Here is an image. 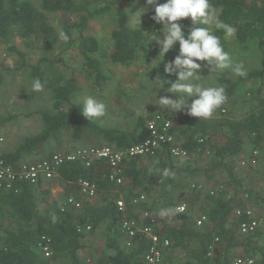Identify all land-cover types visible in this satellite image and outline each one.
Returning <instances> with one entry per match:
<instances>
[{"label": "trees", "instance_id": "trees-1", "mask_svg": "<svg viewBox=\"0 0 264 264\" xmlns=\"http://www.w3.org/2000/svg\"><path fill=\"white\" fill-rule=\"evenodd\" d=\"M210 3L219 18L236 29L232 41L240 45L252 42L261 55L260 66L244 77L239 76L232 86L244 80L264 79V0ZM144 6L146 0H0V44L16 58L9 70L28 73L33 82L39 79L52 93L50 108L39 111L41 128L1 151L6 165L19 170L25 162L51 156V141L56 148L63 146L66 138L83 141L65 149L74 151L96 136L102 141L98 146L123 150L148 136L144 117H138L131 131L101 125L97 119L87 120L81 111L83 101L76 99L82 90L78 77L74 71L60 67L64 63L63 53L74 48L89 87L100 88L109 79L99 58L101 41L88 30L93 20L112 13L115 27L110 32L111 62L129 67L140 60L148 66L146 74L150 80L166 75L163 64L174 59L179 45L164 60L158 56L159 44L152 40V30L158 24L151 18L154 9H145L148 19L139 26L129 21L128 8ZM179 23L185 33L192 26L190 18ZM61 32L67 35V41L60 38ZM213 32L227 51L230 41L223 30ZM54 50L59 52L53 57L41 54ZM211 72L207 67L203 70L205 75ZM170 79L174 81L176 76ZM7 120L0 116V130ZM171 132L187 156L172 157L164 147L153 156L125 158L119 175L121 182L108 178L111 169L105 159H94L88 165L80 160L66 161L51 179L40 178L32 183L16 177L9 186L0 188V264H89L82 261L79 251L83 239L101 226L104 244L94 264H141L149 239L138 231L132 244L126 246L120 227L123 214L141 224L144 211L156 215L180 200L186 205L199 202V211L206 221L197 227L192 208L187 206L176 215L177 222L153 226V233L169 241L163 264H209L211 260L232 264L239 254L252 255L258 264H264V220L254 233L239 236L237 224L246 217L234 212L258 203L254 208L264 218V96L240 118L222 114L206 120L196 118L184 124L172 123ZM217 135L222 138L220 144L213 143ZM246 145L258 150L257 163L235 165L234 158L247 155ZM204 154L210 156L208 165L201 169L193 165L192 157ZM165 169L174 175L164 176ZM216 171L224 177L215 179L212 175ZM198 175L212 180L214 188L206 184L191 188L189 180ZM53 179L60 182L62 191L48 201V186ZM83 180L95 186V195L79 207L66 203L69 195L80 201L79 182ZM118 200L125 205L124 213L117 208ZM39 202L46 206V211L39 209ZM215 237L219 242L210 257L209 247ZM40 244L48 247V256L42 253ZM237 248L242 253L237 254Z\"/></svg>", "mask_w": 264, "mask_h": 264}, {"label": "rangeland", "instance_id": "rangeland-1", "mask_svg": "<svg viewBox=\"0 0 264 264\" xmlns=\"http://www.w3.org/2000/svg\"><path fill=\"white\" fill-rule=\"evenodd\" d=\"M139 8L140 7L128 8L129 21L133 26H139L148 19L146 14H143L140 18L135 14ZM54 24L58 25L56 20L54 21ZM114 27V16L112 13H109L93 20L88 30L89 33L95 35L98 40L101 41L102 50L99 54V58L105 73L109 76V79L105 81L100 88L96 87L92 89L88 86V83L84 79L83 73L78 65L79 57L76 49L72 48L63 53L64 63L60 65L61 69L74 71L82 87V90L76 99L78 101H83L86 97L92 96L98 101L104 103L106 106V113L103 117L98 118L97 121L101 125L116 127L120 130L131 131L134 128L138 117L148 119L157 113L169 117L173 124H184L196 119L197 117L188 115L186 111L174 113L161 108L158 105V99L161 96H169L174 99L177 97L175 94L167 93L163 89L159 90L158 83L153 81L155 78L150 80L146 74L148 66L143 65L140 60L129 67H123L111 62L109 58L111 52L110 32ZM162 28V24H156L152 30V36H156V41L157 39L163 38ZM226 38L230 41L227 52L231 57L233 66L236 64H242L246 72L260 66L261 55L252 42L240 45L233 42L232 37ZM58 52L59 50H54L51 52H43L41 54L53 57ZM38 55L39 54H36V56ZM15 60L16 58L13 55L7 54L3 45L0 44V116L8 119L0 130V134L4 138L1 150L6 147L14 146L25 135L37 132L42 124L39 111L49 109L51 105L52 93L49 89L43 86L41 91H34L32 88L33 80L28 76V73L9 70V67L14 64ZM199 63L206 64V62ZM204 69L205 67L202 69L201 74L203 75L202 82L205 86H222L225 88L226 93H229L227 101L221 106L222 108L220 110L217 109L215 111L212 117L222 114L223 116L233 119L240 118L253 109L258 98L264 96V79H255L254 81L244 80L235 86H232L236 83L239 76L235 75L231 68L223 71H213L206 75L203 74ZM165 87H168V85H165ZM184 98L188 100L189 103L191 102L192 98L187 97L186 94H184ZM85 141L87 142L84 145L102 144V141L96 136H91ZM221 142L222 138L217 135L215 137V142L213 143L220 144ZM79 143L84 142L72 141L66 138L61 147L56 148L53 141H51L48 146L50 152L55 153L61 149L70 150L72 149V145L77 146ZM249 150L250 147L246 145V153ZM239 156L233 159L235 165H238ZM209 158V154H204L195 158L192 157L191 160L193 161V165L201 169L208 165ZM212 176H216L215 179H220L219 177H221L219 171L214 172ZM199 182H202L203 185L206 184L209 187L214 185L211 184L212 180H209V178L204 177L203 175H198L189 180L190 184ZM215 182L217 183V181ZM48 187L50 188V194L53 195L58 196L62 191L60 182L57 179H53ZM212 188H214V186ZM80 197L81 203L91 200V197ZM50 200L51 198L48 199V201ZM176 201H174V204H176ZM180 201L185 203L182 200ZM258 205L259 204L257 203L252 208L257 207ZM174 206L175 205L167 209L175 210ZM187 206L188 209L189 207L192 208L194 224L197 227L203 225L197 223V220L201 215L199 211V202H192L191 204L186 205V208ZM38 207L42 212L46 211V206L40 202ZM177 214L178 213L174 211L173 214L164 217H161L159 213L154 216L157 221L156 223L160 225L162 223L171 224L177 222ZM261 217L263 218L262 215ZM262 223L258 226V229ZM102 235L103 231L101 226L98 230L89 233V235L83 239V247L79 251V256L82 261L88 262L89 264L95 263L104 244ZM236 253H242L241 248H237Z\"/></svg>", "mask_w": 264, "mask_h": 264}, {"label": "clouds", "instance_id": "clouds-1", "mask_svg": "<svg viewBox=\"0 0 264 264\" xmlns=\"http://www.w3.org/2000/svg\"><path fill=\"white\" fill-rule=\"evenodd\" d=\"M146 8L154 9L152 20L163 25V38L157 39L158 56L164 60L165 55L173 50L177 43L179 45L178 54L174 59L163 64L166 75H158L153 80L158 83L159 90L163 89L167 93L175 94L177 98L161 96L158 105L174 113L186 111L188 115L199 119L211 118L227 101V95L222 86L204 85L202 69L207 67L212 71H223L231 68L237 76L247 75L242 64L233 66L220 37L213 32V29L223 30L227 37H232L236 29L219 18L210 0H165L163 3L159 0H146V6L140 7L135 14L140 18L148 12L145 11ZM184 18H190L192 25L187 33L184 31V26L179 23ZM60 38L65 41L68 39L64 32L60 33ZM153 39H156V36H153ZM173 75L176 76L174 81L170 79ZM32 88L34 91H41L43 85L39 79H36ZM184 94L192 98L190 103L184 98ZM81 111L90 121L103 117L106 106L96 98L88 96L83 100ZM163 175L171 176L174 173L170 169H165ZM178 210L181 209H162L159 215L164 217Z\"/></svg>", "mask_w": 264, "mask_h": 264}, {"label": "built area", "instance_id": "built-area-1", "mask_svg": "<svg viewBox=\"0 0 264 264\" xmlns=\"http://www.w3.org/2000/svg\"><path fill=\"white\" fill-rule=\"evenodd\" d=\"M172 121L169 117L161 114H155L146 120V128L148 136L141 142L133 144L123 150L115 149L108 145H86L77 148L74 151L60 150L52 153L49 157H43L32 162L23 163L19 170H14L6 165L0 157V188L7 187L16 178L20 177L36 183L40 178L51 179L56 176V170L66 161L80 160L82 163L88 165L94 159H105L110 166V173L108 178L121 182L122 177L119 176L122 172V165L125 158L137 156H153L159 153L161 149L166 147L169 154L175 158H184L187 152L180 147L175 134L171 132ZM4 138L0 135V155L1 146ZM239 156L238 165L246 166L247 164L255 165L258 161V150L250 149L247 153ZM247 156V157H245ZM201 183H191L190 187L202 188ZM79 193L81 196L93 197L95 195V186L87 180L79 182ZM66 203L79 207L81 202L76 200L73 196L66 197ZM117 208L121 213L125 211V205L122 200L116 202ZM177 213H182L186 210L185 203H178L175 206ZM236 216L245 215L246 219L239 221L237 224V234L244 236L254 233L258 226L262 223L263 218L259 215L257 209L247 206L245 209L237 208ZM142 223L139 224L135 218L127 217L123 214L120 220V227L125 234L126 246L132 244L133 238L138 231H142L149 239L148 247L146 248L142 258L141 264H163L164 250L169 246L168 239L160 238L157 234L152 232V227L158 225L156 218L148 211H144L141 215ZM206 221L204 215H200L197 223L203 224ZM86 229H90L87 226ZM219 242V238L215 237L212 245L209 247L208 255L211 257L213 248ZM42 253L45 256L49 255L48 247L39 245ZM112 264V263H110ZM209 264H216L210 261ZM232 264H258L256 257L252 255H238L233 259Z\"/></svg>", "mask_w": 264, "mask_h": 264}, {"label": "crops", "instance_id": "crops-1", "mask_svg": "<svg viewBox=\"0 0 264 264\" xmlns=\"http://www.w3.org/2000/svg\"><path fill=\"white\" fill-rule=\"evenodd\" d=\"M197 179H198V178H197ZM199 183L202 184V182H199ZM55 197H57V195L50 194V198H51V199H52V198H55Z\"/></svg>", "mask_w": 264, "mask_h": 264}]
</instances>
